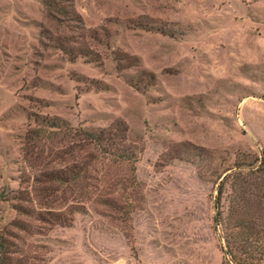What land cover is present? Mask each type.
<instances>
[{
	"label": "rangeland",
	"instance_id": "obj_1",
	"mask_svg": "<svg viewBox=\"0 0 264 264\" xmlns=\"http://www.w3.org/2000/svg\"><path fill=\"white\" fill-rule=\"evenodd\" d=\"M262 156L264 0H0L12 264H223L221 180Z\"/></svg>",
	"mask_w": 264,
	"mask_h": 264
},
{
	"label": "trees",
	"instance_id": "obj_2",
	"mask_svg": "<svg viewBox=\"0 0 264 264\" xmlns=\"http://www.w3.org/2000/svg\"><path fill=\"white\" fill-rule=\"evenodd\" d=\"M47 124L54 128L62 127L60 120L56 118L47 121ZM85 135L97 144L103 141V133L85 132ZM257 163L248 168H243L244 164H238L235 166L238 171L227 173L221 180L216 198L215 224L220 225L224 235L223 264H264V156L257 159ZM50 174L51 181L61 183L75 181L78 176L73 174L69 179L62 172ZM229 178L235 180L237 190L229 202L224 220L221 214V198L224 193L222 187ZM221 218L223 224L220 222ZM11 244L6 235L0 233V264L13 263L12 254L15 251L11 250Z\"/></svg>",
	"mask_w": 264,
	"mask_h": 264
}]
</instances>
